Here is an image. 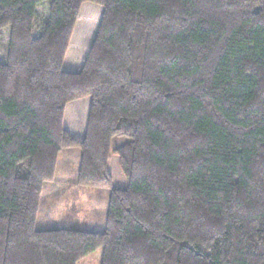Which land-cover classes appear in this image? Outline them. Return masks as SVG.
<instances>
[{"label": "trees", "instance_id": "obj_1", "mask_svg": "<svg viewBox=\"0 0 264 264\" xmlns=\"http://www.w3.org/2000/svg\"><path fill=\"white\" fill-rule=\"evenodd\" d=\"M85 2L99 26L64 71ZM4 32L0 264H264V0H0ZM87 97L77 140L64 112ZM70 148L76 184L108 191L102 231L35 227Z\"/></svg>", "mask_w": 264, "mask_h": 264}, {"label": "rangeland", "instance_id": "obj_2", "mask_svg": "<svg viewBox=\"0 0 264 264\" xmlns=\"http://www.w3.org/2000/svg\"><path fill=\"white\" fill-rule=\"evenodd\" d=\"M37 12L39 14V21L41 22L47 16V5L40 6L37 9ZM101 14H102L101 6L90 2H85L82 4L79 12V19L76 22L75 28L73 30L68 45L67 53L63 62L62 68L64 70L69 72H77L80 70L86 58V55L92 45V42L95 38L99 26V22L101 19ZM89 21H90V28H86ZM6 45H7V33L4 32L0 44V62H4L5 60ZM89 105H90L89 97L67 104L64 112L63 127L66 130L72 129L75 130L76 132H79L80 135L81 134L83 135L86 127ZM128 141H129L128 136L126 135L118 136L112 140L111 146L114 149ZM63 151L64 154L61 156L59 155L60 157L57 163V166L59 164V166L61 167V169H63V171L62 173H59L58 171L56 177L54 176V180L52 182H62L64 184H71L77 175L80 150L78 148H70V149H64ZM108 170L112 177L113 187L124 189L126 187V180L119 169L118 160L116 155L114 154L111 155L110 157ZM61 174H63L64 178L60 177ZM59 186L64 187L62 191L63 196L61 197V201L63 202L64 199L66 198V202L69 201V203L66 204H68L69 206H72L71 205L72 203L76 205V202H74V198H77L78 201L79 199H81V202L82 200H86L88 198L89 201L87 203H82L85 206L90 205V207H92V204H94L95 206H97L98 204L100 206L102 204L103 198L97 196V193H95L98 190H102V189L82 188L84 191L78 189L77 194L74 193V195H72L70 193L73 192L70 189H73V186H71L70 189L65 188L67 187V185L60 184ZM79 193H84L85 196L82 197L81 195H79ZM66 204L62 203L61 205L64 207ZM76 208L81 213H84L81 207L80 208L76 207ZM60 215L62 217H65L67 213L65 210H62L60 212ZM67 217L68 215L65 217L63 221L65 225L66 222L67 225L71 223V220L68 219ZM47 226L49 227L50 224H47ZM36 227L42 228L44 227V225L41 224V222H38L36 224ZM79 227L80 226H77L75 228L82 230ZM101 253L102 250L99 248L95 252L88 255L87 257L81 259L77 264H100Z\"/></svg>", "mask_w": 264, "mask_h": 264}, {"label": "crops", "instance_id": "obj_3", "mask_svg": "<svg viewBox=\"0 0 264 264\" xmlns=\"http://www.w3.org/2000/svg\"><path fill=\"white\" fill-rule=\"evenodd\" d=\"M64 70V69H63ZM66 71V70H64ZM68 133L77 140H81L83 138V135L79 132H76L75 130L72 129H67ZM64 154V151L62 150L60 153V156ZM59 156V157H60ZM60 162V160H59ZM62 173L63 169L61 167L57 166L56 172H55V177L57 172ZM61 178H64L63 174L60 176ZM67 185V189H70L71 186H73V189H70L73 193H70L74 195V193L77 194L78 189L83 190L82 188L85 187H80L76 184V177L74 178V181L71 184H64L62 182H50L47 183L43 186L42 189V194H41V200H40V205H39V210L37 213L36 217V222H35V227L38 222H41V224L44 225L42 228H37V230H50V229H57V228H70V229H76L75 227L80 226L82 230L86 231H102L104 228V222H105V214H106V208H107V201H108V191L106 190H98L97 196H100L103 198L102 204L99 206H95L92 204V207L85 206L82 203H87L89 200L88 198L86 200H82L77 198H74V202H76V205L72 203V206H69L66 203V198L64 201H61V197L63 196V186L59 185ZM49 187V188H48ZM49 191V192H47ZM84 191V190H83ZM80 192V191H79ZM93 193V192H92ZM82 197L85 196L84 193H79ZM89 196V195H88ZM66 204L64 207L61 204ZM76 207H81L83 209L84 213H81L80 211L77 210ZM76 209V210H75ZM62 210H65L68 219L71 220V223L66 225L63 223L65 217H62L60 215V212ZM47 224H50L48 227Z\"/></svg>", "mask_w": 264, "mask_h": 264}]
</instances>
